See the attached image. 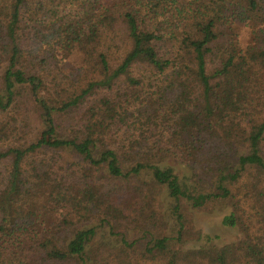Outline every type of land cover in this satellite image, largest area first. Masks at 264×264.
<instances>
[{
    "label": "trees",
    "instance_id": "16d2710c",
    "mask_svg": "<svg viewBox=\"0 0 264 264\" xmlns=\"http://www.w3.org/2000/svg\"><path fill=\"white\" fill-rule=\"evenodd\" d=\"M0 71L7 141L35 122L0 147V264H264V0H0ZM102 176L150 201L126 217ZM224 204L242 241L189 247L186 210Z\"/></svg>",
    "mask_w": 264,
    "mask_h": 264
},
{
    "label": "rangeland",
    "instance_id": "374dc122",
    "mask_svg": "<svg viewBox=\"0 0 264 264\" xmlns=\"http://www.w3.org/2000/svg\"><path fill=\"white\" fill-rule=\"evenodd\" d=\"M168 14V18L170 19V21L172 20L174 22H177L176 11L174 9H170V13ZM171 26H174V24ZM241 36L242 42H246L247 33L245 29L241 30ZM73 63L74 60L70 62V64ZM62 65L63 67L69 65V61L63 63ZM62 65L60 64V68H63ZM33 114L34 110L28 104V106L21 108L20 111H13L10 116L4 119L6 122L12 125V129L19 130L20 133L13 135L14 138H12V141L10 143V141H7V139L5 138L7 137L6 133H2V131L0 130V147H8L9 143L12 144L14 142H17L19 141L18 139H23L26 135L30 134L32 129L35 128ZM99 177H101V175ZM104 178L105 176H102V178H99L98 180L97 187L99 188V192L96 191L98 193V196L107 195L112 201H115V205L119 208L121 204H123L121 207L126 217H131L133 220V213L139 212L145 206V204L150 201L149 196H152L150 193L147 194L144 192L142 196H138L136 194L137 188L140 186L143 180L133 181L131 183H128L126 181L115 183L114 181H110ZM143 178L144 180H149L147 176H142V179ZM153 196H155V198L157 199L149 207V209L147 210V214H151L154 208L157 209L159 213L158 221L156 222V227L154 230H157V232L161 234L171 235L173 218L170 216L168 211L169 201L167 200V194L164 191H156L153 192ZM186 212L188 226H190L191 228V234H201L203 236L200 241H197V239H190V243L188 244L189 247H202L205 243L204 238L206 236H209L214 244H217L219 246L238 244L244 237L240 229L230 228L223 225L224 217L230 213V208L227 206V204H224L223 206H211L204 210L194 211L187 209ZM65 215L66 212L64 210H61L55 213L54 217H56V220L61 221L62 218L65 217ZM125 232H127L129 236H131V238L143 236V233H140V230L135 231L134 229H132L129 232L125 229Z\"/></svg>",
    "mask_w": 264,
    "mask_h": 264
}]
</instances>
